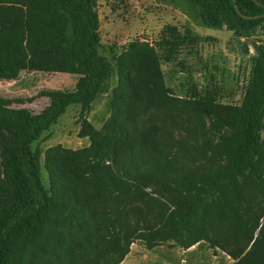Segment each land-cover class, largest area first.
Masks as SVG:
<instances>
[{"label":"trees","instance_id":"16d2710c","mask_svg":"<svg viewBox=\"0 0 264 264\" xmlns=\"http://www.w3.org/2000/svg\"><path fill=\"white\" fill-rule=\"evenodd\" d=\"M98 1L0 0V80L78 76L73 89L45 92L39 112L0 95V264H120L135 239L149 249L207 241L235 264H264V43L236 103L166 84L162 61L193 48L189 30L130 42L98 129L89 115L112 71ZM187 2L205 27L264 30V0ZM73 105L89 142L50 147L42 161L33 144Z\"/></svg>","mask_w":264,"mask_h":264},{"label":"rangeland","instance_id":"374dc122","mask_svg":"<svg viewBox=\"0 0 264 264\" xmlns=\"http://www.w3.org/2000/svg\"><path fill=\"white\" fill-rule=\"evenodd\" d=\"M97 9L101 21L100 50L111 61L112 71L103 92L92 104L89 119L96 128L102 129L110 115L111 90L117 83L115 58L134 40H147L151 44L161 40L167 26H176L181 35L189 30L195 38L193 48L183 49L174 62L162 61L166 84L173 93L182 95L197 87L202 93L220 96L224 102H240L249 78L254 44L264 43V30L245 37L226 29L205 27L187 0H99ZM77 79L78 76L69 73L23 70L16 79L0 80V95L22 98L25 102L16 106L39 112L49 103L45 92L73 89ZM78 110L76 105L68 107L58 122L33 144L42 152V161L50 147L76 149L89 142L78 135ZM205 246L209 245L204 241L200 247ZM169 247L167 243L149 249L143 240L135 239L131 256L120 264H156L160 254L173 258L181 249L179 245Z\"/></svg>","mask_w":264,"mask_h":264},{"label":"crops","instance_id":"0c3cea01","mask_svg":"<svg viewBox=\"0 0 264 264\" xmlns=\"http://www.w3.org/2000/svg\"><path fill=\"white\" fill-rule=\"evenodd\" d=\"M202 242L204 241L198 242L187 249L181 247L177 256H173V258H170V256L168 255H167L168 257H163L160 254L156 258L157 259L156 264H235V260L230 255L220 250L219 248L217 249L212 248L207 241L205 242H207L209 246H205L204 248H201L200 246L202 245ZM169 245H171V247L169 248L172 247L174 248L176 246L171 243H169ZM193 251H197L196 254L193 253ZM130 254L131 251L123 261L126 262L128 258L131 256ZM140 261L144 262L142 258H140ZM136 263H139L138 260L136 261Z\"/></svg>","mask_w":264,"mask_h":264},{"label":"water","instance_id":"95a60500","mask_svg":"<svg viewBox=\"0 0 264 264\" xmlns=\"http://www.w3.org/2000/svg\"><path fill=\"white\" fill-rule=\"evenodd\" d=\"M237 6V5H236ZM246 17H250V16H246Z\"/></svg>","mask_w":264,"mask_h":264}]
</instances>
